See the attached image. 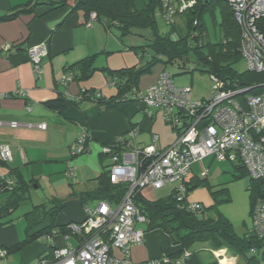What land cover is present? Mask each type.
<instances>
[{
  "label": "built area",
  "instance_id": "obj_1",
  "mask_svg": "<svg viewBox=\"0 0 264 264\" xmlns=\"http://www.w3.org/2000/svg\"><path fill=\"white\" fill-rule=\"evenodd\" d=\"M197 0H160L165 22H171L176 13L186 11ZM240 31L239 51L245 69L264 72V0H226ZM95 13L88 15L85 24L90 26ZM10 43L1 49L7 51ZM34 70L39 71L42 57L47 55L44 44L28 48ZM213 85L208 97H197L190 85L179 86L164 69L155 80L144 88L134 87L137 101L146 107L150 116L152 110H161L163 118L177 132L176 138L168 145L161 146L157 135L150 142H136V130L116 136L109 144L103 145L101 154L108 157L109 179L112 183L128 182V189L117 204L99 200L85 206V217L78 222H69L64 239L71 234L76 242L52 249L50 256L41 257L37 264H184L189 252L179 258L168 256L133 261L130 249L144 240L147 217L134 203L133 191L144 188L160 189L173 184L177 200L182 207L197 210L199 204L183 200L186 193L185 180L191 165L207 155L231 162L240 161L247 174L264 180V78L259 85L263 89L256 94H246L251 87L225 88L222 80L210 76ZM74 79V72L68 70L59 80L62 85ZM114 87L115 77L107 83ZM24 95L18 89L15 93H0V101L12 95ZM0 124L16 127L17 121H0ZM45 128L44 122L36 124ZM89 134L81 128L70 146V153L76 156L88 151ZM0 159L11 160L9 146L0 144ZM74 168H68L67 175H73ZM205 176V172L201 173ZM12 180L0 175V191ZM250 231L264 237V198L258 199L252 211ZM57 233L56 229L45 236ZM118 250L116 255L113 250ZM5 251L0 249V257Z\"/></svg>",
  "mask_w": 264,
  "mask_h": 264
},
{
  "label": "crops",
  "instance_id": "obj_2",
  "mask_svg": "<svg viewBox=\"0 0 264 264\" xmlns=\"http://www.w3.org/2000/svg\"><path fill=\"white\" fill-rule=\"evenodd\" d=\"M26 1L0 0V15ZM39 1L33 12L23 13L14 19L0 22V93H15L18 89L25 91L24 95L15 94L0 101V121L20 123L16 127L0 124V144H7L11 153L9 162L0 159V175L14 182L17 179L25 181L28 185L29 197L33 188L41 187L42 178L51 180L52 175L65 170V176L71 178L76 176L79 182L95 179L110 163L104 164V159L107 157L101 154L102 146L132 128L137 129L136 142H150L152 136L141 132L151 130L152 120L157 111L152 110L149 116L142 102L135 105L134 110L127 108L118 111L105 108L104 105L86 98L79 101L71 100L76 99L81 90L88 89L97 90L106 99L114 96L116 89L107 84L110 75L106 71L138 64L139 59L133 55L127 57L129 53L122 52V50L126 51V46L113 49L108 46L107 40L103 42L100 39L101 31L94 26V22L106 28L97 21L86 26L87 17L81 10L70 12L72 0H68L65 6L57 8L47 2ZM6 42L10 43V48L3 51L1 47ZM35 44H44L47 49V55L42 57L38 72L34 70L28 55V48ZM95 53L96 56L98 55L93 60L96 69L88 78L73 79L67 85L59 83L60 78L68 71V66ZM103 67L107 70H102ZM160 70L151 69L149 76H146L142 82L139 80L138 88H144L153 82ZM61 93L67 97V100L73 101L65 110L60 112L43 104L44 101L56 98ZM137 110L142 111L143 114V118L139 121L132 120V115L134 116ZM41 122L46 124L45 128L36 126ZM81 128H85L89 134L88 151L79 157H72L70 146ZM159 144L166 146L161 142ZM71 167L74 168L73 175L68 176L67 170ZM65 191V196L53 195L47 202H41V198L35 202L32 200V204L47 206L55 204L58 206V212L53 218L46 215L41 224L35 226L31 232L47 225H53L51 230H57L63 223L81 221L85 217V206L97 202L83 205L78 197L71 195L67 189ZM3 196L0 192V200ZM50 231L40 234L25 245L19 251V258L8 257V254H5L0 259H7L4 264H37L39 257L50 256L53 248L66 245L68 242H76V237L71 234L64 239L67 231L57 230V233L46 237L45 235ZM158 232L157 228L147 230L143 242L136 244L135 257L130 253L133 261L142 262L163 256L174 259L169 256L174 246L168 235L165 232L166 235ZM24 234L26 235L25 229ZM17 239L12 228L8 227L0 235V246L5 249L6 246L17 242ZM143 244L146 247L140 249ZM113 252L119 253L116 249ZM213 252L222 264L237 263L238 258L232 256L226 249ZM184 264L202 263L195 255H189L184 260Z\"/></svg>",
  "mask_w": 264,
  "mask_h": 264
},
{
  "label": "trees",
  "instance_id": "obj_3",
  "mask_svg": "<svg viewBox=\"0 0 264 264\" xmlns=\"http://www.w3.org/2000/svg\"><path fill=\"white\" fill-rule=\"evenodd\" d=\"M67 1L41 0V2H47L55 8L65 6ZM39 2V0H27L25 3L17 5L11 11L1 14L0 22L14 19L23 13L33 12L35 5ZM216 3H218L220 10L222 38L216 43L203 42L202 35L206 27L201 16L204 10L211 8ZM77 10H81L87 18L89 13L94 12L95 19L91 24L97 21L106 29L114 26L119 29L120 34H127L133 28H138L147 29L151 35L146 38L148 42L144 44L126 46L138 56V64L116 70H107L106 67H103L102 70H107L106 73L110 75L108 82L115 77L116 93L114 96L106 99L97 90L88 89L81 90L76 99H71L73 101L86 98L104 105L105 108L124 111L126 107L137 101L134 96V87H138L140 77L150 72L151 68L158 62L173 63L177 61L181 68L192 63L195 69L210 76L215 75L222 80L225 88L251 87L245 92L246 94H256L263 89V86L259 84L264 78V72L259 73L247 69L237 71L234 69V65L242 60L239 51L240 31L226 0H197L186 11L176 13L171 22H165L169 25L167 32H161L156 21L157 12L162 14L160 0H143L141 8H136L133 0H72L70 12ZM175 16L183 21V26L175 22ZM203 48L207 49L206 53L202 51ZM148 51H151V55L146 61H143V57ZM190 52L193 54L190 55ZM95 56L96 53L90 54L67 67L68 70L74 72V79H86L92 74L96 69L93 65ZM73 101L67 100V97L61 93L56 98L44 101L43 104L47 108L61 112L68 108ZM164 121L167 122L165 119ZM237 163L236 168L240 170L241 174L247 175L243 164L240 161ZM200 178L191 177L185 180L186 193L183 200L187 201V193L194 186L200 184ZM95 179L97 184L93 188L78 192L73 191L72 193L73 196L79 198L83 205L99 200L117 204L129 186L128 182L112 183L107 167ZM188 183L191 185L188 186ZM249 190L250 228L242 236L235 233L230 220L217 208L218 203L228 200L225 188L212 192L214 202L208 208H211L214 214L210 216L203 215L205 207L200 205L197 210L182 207L173 190L167 197L147 199L136 188L133 191V200L148 219V222L145 223L146 230L159 228L168 235L174 246L169 256L174 259L184 251L192 255L195 251L192 252L189 249L195 243H203L209 251L226 249L232 256L243 259L242 264H264V237H258L250 231L255 203L258 199L264 198V180L250 177ZM0 192L4 195L0 200L1 225L11 222L13 211L29 198V193L27 183L21 179H17L15 182L12 180L9 188L5 186ZM219 192L220 194L217 196L216 194ZM52 202L54 201L52 200ZM57 208L58 206L55 204L50 206L32 204L31 208L22 214L27 222L25 237L6 246L5 254L19 252L40 234L50 231L53 225H47L38 231L31 232L35 226L41 224L46 215L53 218L54 214L58 212ZM68 223L61 224L57 230L66 232ZM41 257L45 256H40L39 259ZM202 264L219 263L213 258L211 261Z\"/></svg>",
  "mask_w": 264,
  "mask_h": 264
},
{
  "label": "rangeland",
  "instance_id": "obj_4",
  "mask_svg": "<svg viewBox=\"0 0 264 264\" xmlns=\"http://www.w3.org/2000/svg\"><path fill=\"white\" fill-rule=\"evenodd\" d=\"M136 7L142 6V0H133ZM220 10L219 5L216 3L211 8L206 9L202 13V21L205 25V31L202 41L208 43H216L222 38V29L220 26ZM156 21L161 32H167L169 30V25L165 23L164 18L161 13L156 14ZM175 22L183 26V21L175 16ZM94 26L98 27L101 31L100 39L103 42L108 41V46L110 48L116 49L118 47L124 48V46H128L131 44L141 45L146 42V38L151 35V32L147 29H138L133 28L131 32L127 34H120L119 29L116 27H111L110 30L104 29L101 25L94 22ZM184 31V30H183ZM120 35V38H119ZM117 38V39H116ZM203 52L206 53L207 49L203 48ZM122 52H127L130 56H134L138 59L137 55L132 49L127 48L126 51L122 50ZM193 52H190V55ZM151 55V51L145 53L143 57V61H146ZM188 55V54H187ZM98 56V55H97ZM96 56V57H97ZM189 56V55H188ZM164 69L166 72L172 76L175 84L179 86L190 85L192 87V92L195 96L198 97H208V93L212 88L213 81L209 74L205 72H201L198 69L194 68L192 63H188L185 68H181L179 66V62L167 63V62H158L151 69L153 71H158L160 69ZM234 69L237 71H243L245 69V64L243 60H240L238 63L234 65ZM151 72V71H150ZM146 73L140 77V81L142 82L146 76H149V73ZM108 86V85H107ZM139 101L133 102L132 105L126 107L129 109H135V105H137ZM143 118L142 111L137 110L132 115V120H141ZM13 127V126H12ZM144 135H157L158 143L161 142L164 145L170 144L177 136L176 130L172 127L171 124L164 121L163 113L161 110H157L154 114V119L152 120L151 130L150 131H142ZM85 154V153H82ZM79 154V155H82ZM79 155H77L79 157ZM110 162L109 158L104 159V164H108ZM238 165L237 161L231 162L228 159H218L213 157L212 155H207L202 160H197L192 163L191 171L187 176V180L191 177L200 178L199 185L194 186L187 193V201L189 203L196 202L200 206L205 207L204 216L213 215V210L208 208L214 202L213 194L214 191H219L221 188L226 189V194L228 196V200L225 202H221L217 204L218 210L224 214L228 220L232 223L233 229L238 236L244 235L248 229L250 228V216H249V184L250 177L249 175L241 174L240 170L236 168ZM202 172H205V177L203 178ZM65 173V174H64ZM66 170L65 172L56 173L51 176V180L41 179V187L38 189H32V193L30 192V196L25 202H23L11 215V222L0 225V235L3 230L11 227L15 238L17 240H21L25 237L24 229L26 225V219L20 217L25 211L29 210L32 205V200H39L41 198V202H47L49 198L53 195H66V189L72 195L73 191L78 192L86 189H91L97 184L96 179H88L82 180L81 182L77 181L76 176L67 177ZM202 179V180H201ZM204 179V180H203ZM191 183H188L190 186ZM173 184H166L160 189H152V188H144L141 194L147 199H158L162 197H167L171 192ZM220 192L216 195L219 196ZM36 197H38L36 199ZM50 203V202H49ZM90 205H94V203H89ZM207 207V208H206ZM139 226L145 228L144 223H140ZM158 229V233H162L166 235L163 230ZM8 230V229H7ZM147 233V232H146ZM71 238V236H70ZM168 239V237L166 236ZM169 240V239H168ZM43 240V244H44ZM165 244V243H164ZM2 247V246H0ZM146 247L145 244L142 245L144 249ZM2 247V250L5 251ZM136 245H133L130 253H132L133 257L136 255L135 249ZM137 250V249H136ZM189 250L192 252L195 251L192 255H195L201 263H206L211 261L213 258L217 260V256L213 251H209L208 247L203 243H195ZM118 255V253H116ZM9 256H15L19 258L20 253L15 252L8 254ZM189 257V256H188ZM187 257V258H188ZM7 260V259H6ZM5 258L0 259V264H4L6 262ZM218 261V260H217ZM244 262L243 259H238L236 264H242ZM219 264H222L218 261Z\"/></svg>",
  "mask_w": 264,
  "mask_h": 264
}]
</instances>
